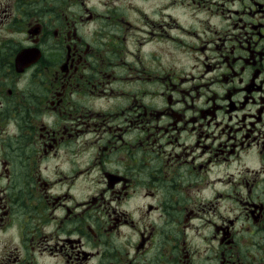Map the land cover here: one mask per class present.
Listing matches in <instances>:
<instances>
[{
  "label": "flooded vegetation",
  "instance_id": "flooded-vegetation-1",
  "mask_svg": "<svg viewBox=\"0 0 264 264\" xmlns=\"http://www.w3.org/2000/svg\"><path fill=\"white\" fill-rule=\"evenodd\" d=\"M0 264H264V0H0Z\"/></svg>",
  "mask_w": 264,
  "mask_h": 264
},
{
  "label": "rangeland",
  "instance_id": "rangeland-1",
  "mask_svg": "<svg viewBox=\"0 0 264 264\" xmlns=\"http://www.w3.org/2000/svg\"><path fill=\"white\" fill-rule=\"evenodd\" d=\"M236 171V169H231L230 172L231 173H234Z\"/></svg>",
  "mask_w": 264,
  "mask_h": 264
}]
</instances>
